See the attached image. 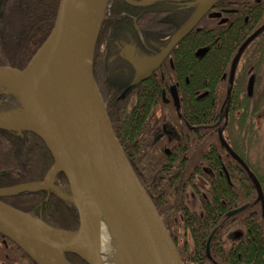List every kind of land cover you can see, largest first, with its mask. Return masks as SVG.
I'll return each instance as SVG.
<instances>
[{"label":"trees","instance_id":"16d2710c","mask_svg":"<svg viewBox=\"0 0 264 264\" xmlns=\"http://www.w3.org/2000/svg\"><path fill=\"white\" fill-rule=\"evenodd\" d=\"M58 2L0 0V66L25 68L50 33ZM120 2L107 1L93 48L92 75L113 133L182 264H264V226L255 189L243 169L220 147L215 132L221 130L225 142L259 182L264 196V156L253 160L251 153L256 144L257 117L264 116V0H218L216 8L233 6L240 16L231 15V24L224 28L203 19L198 30L173 50V69L170 65L160 69L173 78L188 80L179 81V114L187 127L196 130L190 133L196 139L189 144L183 160L179 142L166 156L162 144L155 140L156 129L150 116L161 104V89L156 87L162 83L160 78L153 88L145 83L120 97L126 84L107 76L105 32L116 22L114 10ZM167 5L176 6L155 3L154 7ZM123 7L130 10L124 4ZM255 32L256 37L239 53L230 84V64L240 46ZM201 48H208V52L197 59L194 54ZM224 74L226 79L222 80ZM202 94L205 95L198 100ZM0 99L18 105L14 96L0 93ZM197 143L200 149L195 147ZM199 162L214 176L208 178L196 169ZM52 164L46 147L33 134L0 130V188L42 181ZM198 176L207 181L206 187L195 184ZM54 186L68 188L62 174L55 176ZM188 192L198 210L187 204ZM0 200L56 230L77 229L73 203L54 192L22 193ZM8 244V249L0 250L5 264H34L14 244ZM63 258L68 264H86L71 254H63Z\"/></svg>","mask_w":264,"mask_h":264},{"label":"water","instance_id":"95a60500","mask_svg":"<svg viewBox=\"0 0 264 264\" xmlns=\"http://www.w3.org/2000/svg\"><path fill=\"white\" fill-rule=\"evenodd\" d=\"M123 1L133 7L156 2L189 3L194 11L148 67L140 70L137 61L131 55L127 57L135 75L120 97L147 79L218 0ZM90 15L91 0H59L52 29L25 68L0 66V93L14 96L20 106L17 113H0V130L33 134L53 160L42 181L0 188V199L22 193H58L54 179L62 174L70 198H61L73 203L78 215L77 229L73 232L56 230L0 201V236L14 244L34 264H68L63 254L74 255L86 264H104L100 250L102 201L123 244L126 264H182L162 220L113 133L93 79V48L103 13L94 36ZM257 33L240 46L231 64L230 79L239 53ZM207 51V48L199 49L195 57L202 58ZM55 61L60 64L59 83L56 93L47 97L41 85ZM172 97L178 105L176 94ZM219 142L252 183L264 226V196L259 182L220 134ZM242 209L229 212L227 217ZM210 239L211 236L206 245L207 256ZM46 248L55 250L58 258L45 252Z\"/></svg>","mask_w":264,"mask_h":264},{"label":"flooded vegetation","instance_id":"af4514ba","mask_svg":"<svg viewBox=\"0 0 264 264\" xmlns=\"http://www.w3.org/2000/svg\"><path fill=\"white\" fill-rule=\"evenodd\" d=\"M131 1L137 3L142 2L143 0ZM255 2L259 3V0H255ZM123 4L126 7L130 8V10L123 7ZM154 4L155 3L143 7H133L121 0L120 4H118L114 10L116 14V22L113 25H110L109 30L105 32L107 34L105 36L106 42L104 44L106 49L105 51L107 53V59L105 63V66L107 68V76H112L120 84H126L125 89L132 82L135 75V69L129 63L127 57L131 55L132 58H134L140 65V70L148 67L149 62H151L152 59L156 57L163 50V48H165L171 36L187 21V19L194 11V7L192 5H188L189 3H171L176 6L167 5L163 7H154ZM216 4L203 18L210 20L214 23L215 26L224 28L231 24V15L237 13V15L240 16L238 10L233 6L229 8H216ZM243 15L244 14H242V16ZM246 21L247 19L245 18L244 23H246ZM200 22L191 32L198 30ZM159 43H162L163 45L159 46ZM175 47L169 53L168 57L162 62V64L155 71H152L147 79L141 81L137 86H135V88L145 83L148 84L149 87L153 88L154 84L157 81V77L160 78V81L162 83L158 84L156 87L158 89H161V104H158L157 107H155L150 116L152 127L156 129L155 140L162 144L163 152L166 156L170 155L171 151L174 149L175 142H179L180 152L183 154L181 156V159L183 160L185 159L189 144H192V141H195L196 139L195 137H192L190 135L191 132L196 133L194 132L196 130H192L187 127V125L183 123L185 121L179 114L180 99L177 91L179 87V81L180 79H182L185 83H187L188 80L187 78H181L179 76L173 78L168 73L165 74L163 73L164 71L161 72L160 70L164 69V66L166 65H170V68L173 69L171 55ZM230 73L231 70H229L228 72L229 78ZM233 77L232 79H230V84L232 83L231 81H233ZM225 79L226 74L222 76V80ZM246 89L248 92H250L251 84L248 85ZM172 94H176L178 105H175ZM204 95L205 94L198 96V100H200ZM8 105L11 104H9L7 100L0 99V113L6 112L5 109L6 107H8ZM257 128H261V114L259 117H257ZM215 132L217 141L220 145L219 134L224 140L222 132L220 129H215ZM260 133L261 132L259 131V134L257 135V138L255 140L258 154H260L261 160ZM195 147L197 149H200L199 143H197ZM220 147L223 149L221 145ZM195 167L196 169H201L204 175H206V177L208 178L214 176L211 169L206 166L201 167L200 162L199 164H196ZM195 184L200 187H206L207 181L198 176L195 177ZM195 201L196 200L194 199L193 204H195ZM1 237L2 236H0V250H6L9 247L8 240L4 237H2L4 238L2 239ZM0 264H5L1 258ZM15 264L22 263L19 262Z\"/></svg>","mask_w":264,"mask_h":264},{"label":"bare ground","instance_id":"6f19581e","mask_svg":"<svg viewBox=\"0 0 264 264\" xmlns=\"http://www.w3.org/2000/svg\"><path fill=\"white\" fill-rule=\"evenodd\" d=\"M106 0H91V33L94 36L98 22L103 13ZM60 75V64L55 61L46 78L43 80L41 88L44 94L52 96L56 93ZM101 203V255L104 264H126L123 244L119 237L118 231L109 214L107 206L104 202ZM50 256L58 258V253L50 248H46Z\"/></svg>","mask_w":264,"mask_h":264},{"label":"rangeland","instance_id":"374dc122","mask_svg":"<svg viewBox=\"0 0 264 264\" xmlns=\"http://www.w3.org/2000/svg\"><path fill=\"white\" fill-rule=\"evenodd\" d=\"M3 92H5L4 90H2ZM5 111L6 112H9L10 111V113H17V112H19V110H14V108H13V106H11V105H8V107H6V109H5ZM259 131L261 132L260 133V138H261V160H262V158H263V156H264V116H262L261 117V128H259V129H257V135L259 134ZM255 149V154L256 155H254L253 154V150ZM253 150H252V158H253V160H258V159H260V154H258V149H257V147H256V144H254V148H253ZM61 197H63V198H65V199H69L70 198V193H69V190L68 189H66V188H64V189H62L59 193H58ZM189 192H188V194H187V204L188 205H192L191 206V208L192 209H194V210H198V205L196 204V206H195V204H193L194 203V198H192V197H189ZM192 198V199H191ZM100 232H101V226H100ZM240 234L239 233H237L236 234V236L238 237ZM102 256V255H101Z\"/></svg>","mask_w":264,"mask_h":264}]
</instances>
